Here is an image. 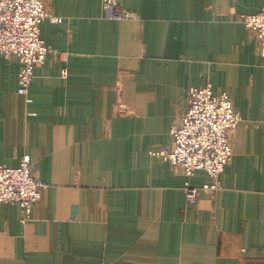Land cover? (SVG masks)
Listing matches in <instances>:
<instances>
[{
    "label": "crops",
    "instance_id": "crops-1",
    "mask_svg": "<svg viewBox=\"0 0 264 264\" xmlns=\"http://www.w3.org/2000/svg\"><path fill=\"white\" fill-rule=\"evenodd\" d=\"M53 50L27 98L0 55V165L24 156L47 184L32 217L0 204V264H264V58L242 15L264 0H44ZM67 69V78L62 72ZM227 93L241 121L222 188L188 205L171 126L192 88ZM210 182L204 171L195 187Z\"/></svg>",
    "mask_w": 264,
    "mask_h": 264
},
{
    "label": "built area",
    "instance_id": "built-area-1",
    "mask_svg": "<svg viewBox=\"0 0 264 264\" xmlns=\"http://www.w3.org/2000/svg\"><path fill=\"white\" fill-rule=\"evenodd\" d=\"M105 19L124 21L134 17L122 9L118 0H102ZM54 16L44 0H0V55L17 58L21 63L18 94L28 97L35 78V68L43 66L49 49L40 36L42 23ZM242 23L258 41V52L264 58V10L242 15ZM67 69L62 72L65 79ZM27 102H31L28 97ZM241 121L227 93L215 94L212 86L192 88L189 107L171 126L173 148L150 151L152 157L181 168L187 177L184 185L188 205L198 203L201 192L214 194L222 188L221 175L233 158L231 135ZM37 165L24 156L20 165H0V204H17L21 221L32 217L34 206L41 200L47 184L37 176ZM197 171H204L210 182L195 187L191 179Z\"/></svg>",
    "mask_w": 264,
    "mask_h": 264
}]
</instances>
